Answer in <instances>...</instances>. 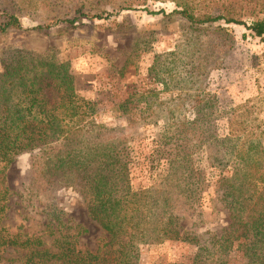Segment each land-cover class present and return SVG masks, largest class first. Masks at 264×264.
Here are the masks:
<instances>
[{"label": "rangeland", "instance_id": "374dc122", "mask_svg": "<svg viewBox=\"0 0 264 264\" xmlns=\"http://www.w3.org/2000/svg\"><path fill=\"white\" fill-rule=\"evenodd\" d=\"M187 1L197 18L222 14L246 26L264 18V0ZM182 2L0 0V23L10 15L22 25V30L0 33V74L4 62L22 59L68 65L78 95L95 105L90 120L124 135L131 152L133 192L150 188L167 174L174 154L167 145L160 147L162 136L169 137L173 124L194 119L199 95L217 99L215 144L228 137V118L237 111L240 144L250 138L260 143L264 156V42L237 24L194 25L174 13ZM68 20L75 22L65 23ZM38 27L44 29L35 31ZM212 148L213 143L202 144L194 157L207 174L202 214L178 213L181 233L197 236L202 243L211 234L221 235L231 222L221 200L226 186L220 181L233 174L236 160L220 147ZM37 153L24 152L5 168L10 197L1 227L39 237L54 252L59 235L70 241L82 232L78 246L96 252L108 235L89 215L79 191L59 187L56 177L48 187L43 174L38 180L31 168ZM198 250L180 240L141 244L137 264H190ZM24 256L22 251L1 252L0 264H22ZM227 261L252 264L240 253H232Z\"/></svg>", "mask_w": 264, "mask_h": 264}, {"label": "trees", "instance_id": "16d2710c", "mask_svg": "<svg viewBox=\"0 0 264 264\" xmlns=\"http://www.w3.org/2000/svg\"><path fill=\"white\" fill-rule=\"evenodd\" d=\"M183 1L178 3L182 9L174 13L192 24H237L264 42V18L250 26L222 14L197 18L189 1ZM5 19L0 33L22 30L17 17L6 15ZM37 59L41 61L4 62L0 74V253L22 251V264H137L141 244L180 240L199 248L190 264H229L227 258L232 253H240L252 264H264V156L260 143L249 138L240 144L237 111L228 118V137L215 144L212 129L217 120V99L197 96L194 119L173 124L169 137L162 136L160 147L167 145L174 154L167 174L150 188L133 192L131 152L124 135L90 120L95 105L78 95L68 65ZM206 143L220 147V152L235 157L236 162L233 174L220 181L226 186L221 200L230 225L221 235L211 234L202 243L197 236L181 233L178 213L190 217L202 214L207 174L194 157ZM37 149L31 161L33 174L38 180L43 174L46 187L56 177L59 187L67 185L79 191L87 201L89 215L108 235L96 252L78 246L76 239L82 232L70 241L59 235L54 252L39 237L1 227L10 197L5 168L18 155ZM215 160L218 165L223 163Z\"/></svg>", "mask_w": 264, "mask_h": 264}]
</instances>
